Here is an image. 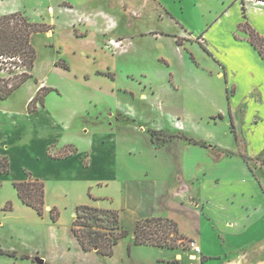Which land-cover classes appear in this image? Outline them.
Masks as SVG:
<instances>
[{"label":"rangeland","instance_id":"1","mask_svg":"<svg viewBox=\"0 0 264 264\" xmlns=\"http://www.w3.org/2000/svg\"><path fill=\"white\" fill-rule=\"evenodd\" d=\"M165 1H176L177 5L179 4L178 0ZM253 1L255 0H246V3ZM23 5L25 15L33 22L47 23L49 13H52L58 23L75 18L78 19L75 21L76 28L80 31L87 29L93 31L90 34V41L94 42L90 44L77 42L65 34L56 36V40H62L60 45L63 54L59 57L64 58L72 67L71 72L66 75L50 71L51 62L59 51L51 44L54 39L49 38L44 32L36 34L34 44L38 52L41 77H44L46 82L54 84L62 93L60 100L52 96L55 101L54 107L67 115L70 107L77 105L75 93L82 94L85 101L93 100L91 111L86 114L89 131L84 132L89 133L90 136L96 131L95 127L101 129L104 126L109 127L111 120L114 122L113 125L117 124L115 110L117 107L130 109L134 114L133 119L136 118L145 125L143 131L128 129L121 136L124 140H128L127 145L128 142L136 144L138 150L143 151L142 158L124 154L126 169L134 171L137 175H142L146 170L143 163H139V159L150 158L152 161L151 158L155 156L153 159L156 162L159 160L156 157L158 155H169L174 159V167H183L182 155L178 151L179 143L165 148L166 155L162 151H154L148 145V141H151L148 140L150 137L156 141L184 139V137H173V134L178 135L180 132L177 128L161 130L164 132L160 134L154 133L160 131L154 129L156 122L159 121V115L167 118V114H170L171 120L179 122L186 128L187 133L183 134L205 143L209 148L206 151L209 157L202 160L192 154L189 159L192 164L191 166L187 164V172L196 170L198 167L195 168V164L203 162L200 169L204 170L203 174L206 175H203L195 186L197 195L210 200L206 202V212L210 210L214 216L209 215L211 218L209 220L207 215L199 216L192 208H180L179 205L171 209V212L195 223L199 221V230L204 233L209 249L214 253L221 252L227 255L225 260H228L229 264H264V240L260 242L264 239L262 216L264 197L260 198L262 194L256 195L254 199L249 196L250 191L256 190L254 187L256 184L259 186L262 184L264 187V122L255 128L250 125L256 114L264 115V103L251 101L246 97L253 81L241 71L242 66L238 68L239 63L244 67L245 63L248 64L243 61L246 59H249L251 61L249 64L254 66L252 59L243 56L247 53L243 50L239 52L220 39L217 36H221L220 31L216 32V36L211 35L207 41L199 36L200 39L190 42L184 34L185 29L171 17L169 18L156 0H24ZM49 5L52 8L48 9ZM137 11L143 15L136 13ZM89 20H92L90 25ZM190 21L195 29L197 23L204 21L205 30L208 29L209 24L205 17L193 15ZM86 23L90 27L85 26ZM148 30L157 32L146 33L145 31ZM142 32L145 35H141ZM111 40L114 41L113 44ZM75 49H77L76 54ZM220 63L227 67L229 84L225 77L219 76V72L222 71ZM206 67H211L212 71ZM93 69L103 71L106 76H93L94 79L85 83L84 78L80 77L81 74L91 73ZM9 76V73L0 70V78ZM185 79H188V82H184ZM232 83L240 86V95L234 96L235 100L239 101V104L242 99L249 101L245 103L247 112L236 119L237 125L240 126L241 123L242 126L238 132L239 140L235 133L237 129L228 113H225L226 117L223 119L216 116L215 120L210 121L213 113L218 108L225 107L228 98L233 97ZM30 90V88L21 90L10 104L22 110ZM118 119L122 120L120 128L127 126L123 117L118 115ZM101 123L104 125H100ZM75 124L82 126V118ZM146 129L149 130L145 133ZM67 138L78 140L77 136L72 134H67L65 139ZM80 140L85 139L80 137ZM87 143L79 142L80 148L88 150L92 147ZM63 145H60V148L65 146ZM221 146L231 148L223 150ZM71 149L73 146L68 147L67 150ZM51 152L60 151L53 149ZM226 154L234 155L225 158L223 162L215 160ZM148 170L154 173L152 166ZM108 183L109 185L101 190L115 198L116 206H124L122 181L112 180ZM175 184L172 183L173 186ZM98 188L97 183L87 181L85 178L49 179V201L57 205L60 211L56 224L53 223L50 213L47 219V237L53 247L66 245L72 237L70 225L74 217L72 212L74 204L81 201V197L88 192L99 191ZM18 199L12 182H0L1 201L13 207ZM195 203L198 205L199 201L193 199V204ZM248 207L250 211H247ZM254 207L258 209L254 211ZM254 213H257L254 219L261 214L259 219L262 221L261 225L250 226L248 232L244 234H234V232L229 234L223 227L226 217L241 223L248 220L247 215ZM127 223L126 219H122V225L126 229H128ZM183 248L187 250L189 246ZM192 255L195 257L196 253L192 252Z\"/></svg>","mask_w":264,"mask_h":264},{"label":"crops","instance_id":"2","mask_svg":"<svg viewBox=\"0 0 264 264\" xmlns=\"http://www.w3.org/2000/svg\"><path fill=\"white\" fill-rule=\"evenodd\" d=\"M23 1L0 0V16L18 11L24 13ZM156 1L159 2L169 18L171 17L173 21L175 20L176 23L185 29V32H183L190 42L200 39L199 36L201 39H206L207 41L211 35L215 34L216 36V32L220 31L221 36L224 35L223 38L217 35L220 39L239 52L245 51L247 54L243 56H247L255 63L254 66H251L249 59L243 60L244 62H248V64L245 63V67L239 63L238 69L242 66L243 70L241 71L245 73L250 81L254 82H252L250 89H248L246 97H249L251 101L264 103V58L248 40V33L239 27L240 23L247 21L253 29L264 37V2L253 1L252 3H247L246 12L244 13L241 0H178V5L176 1ZM49 8H52V6L49 5ZM136 13L141 14L138 11ZM193 15L207 18L208 29L205 30L204 21L197 23L195 29L190 21ZM75 21H78V19L75 20L73 18L58 23L55 16L49 13V19L46 21V24L50 25L51 29L41 31L49 38L54 39L51 44L59 50L50 65V71L57 74L66 75L71 72L72 67L64 58L59 57V55L63 54L60 45L62 40H56V36L60 37L65 34L77 42L82 41L86 44L94 42L90 41L92 29L80 31L76 28ZM91 22L92 20L88 21L89 25ZM88 23L85 26H89ZM145 32L153 33L157 31L148 30ZM37 33L32 35L34 46ZM141 35L145 34L142 32ZM74 53H77V49L74 50ZM220 64L222 71L219 72V76L225 77L229 84L227 67L223 63ZM39 67L37 52L35 66L31 71L32 77L18 89L14 90L7 98L0 97V103H2L0 106V155H7L11 164L9 173L0 174V182L9 181L14 183L15 181L26 180L29 172L44 181L47 191L46 214L43 217L40 216L33 207L21 200L18 192L19 199L15 201L11 209H6L5 201L0 200V264H40L38 258L44 259V264H229L228 260H225L227 255L221 252L214 253L209 249L210 247L206 242L204 233H201L199 230V221L195 223L171 212V209L179 205L180 208H192L197 211L199 216L205 214L207 218H210L213 215L210 210L206 212V202L210 200L197 195L195 186L196 182L203 175H206L205 173L203 174L204 170L200 169L203 162L200 161L195 164V168L198 167L196 170L194 169L195 171L187 172L188 166L192 164L189 159H191L193 153L199 156V160L209 157V153L206 152L209 149L207 145L179 138H174L176 140L156 141L150 137L148 139L151 140L148 141L149 147L154 151H162L165 155L167 153L165 148L174 143H179L178 151L182 155L183 167H174V159L169 155H158L156 157L159 160L156 162L153 159L155 156L151 158L152 161L150 158L139 159V163H143L146 170L142 175H137L134 171L126 169L127 165L124 154L142 158L144 155L143 151L138 150L139 148L136 144L128 142L129 145H127L126 142L128 140H124L121 136L128 129H133L136 132L143 131L145 129L144 122L138 121L136 118L133 119L134 114L130 109L124 110L116 106L117 124L113 125L114 122L111 120L109 127L104 126L102 129L95 127L97 129H95L96 131H94L92 136L89 133L85 134L89 131V120L86 114L91 111L94 101H85L82 94L75 93L77 105L71 106L67 115L58 111L53 105L55 101H53L52 96L60 100L62 93L54 84L46 82L44 77H41L42 73ZM206 69L212 71L211 67H206ZM98 75L106 76L103 71L93 69L91 73H83L80 77L84 78V82L86 83L94 79L93 76L96 77ZM184 82H188V79H185ZM232 86L234 91L233 97L228 98L225 107H220L213 113L210 121L215 120L216 116L223 119L226 117L225 113H228L231 116L233 125L237 129L235 133L237 140H239L238 132L242 126L241 123L240 126L237 125L238 120L236 119H238V116L242 117L247 112L245 103L249 101L242 99L239 104V101L235 100L236 97L234 96L240 95V86L237 83H232ZM43 87H48L52 90L46 94L44 104L38 103L36 109L31 111L29 104ZM28 88L31 90L24 100V108L18 110L17 107L12 106L10 103L19 92L21 93V90H27ZM118 115L123 117L125 124H127V126H123L124 128H120L122 120L118 119ZM167 115V118L159 115V121L156 122L157 124L154 127L155 130L165 131L168 128H177L180 132L187 133L186 128L182 124L171 120L170 114ZM112 117L110 118L112 119ZM81 118L83 125H76L75 122ZM263 122L264 115L259 113L256 114L255 119L252 120L250 125L255 128V126L258 127ZM149 129H146L144 132L146 133ZM67 134L77 136L78 140L65 139ZM80 137L85 140H80ZM81 141L88 142L87 144H90L92 147L88 148V150L80 148L79 142ZM62 144L65 146L63 145L64 147L60 148ZM72 146H75L78 152L70 157L54 158L50 155L53 149L60 151L65 147ZM220 148L227 150L231 147L221 146ZM231 155L233 157L234 154H226L220 158L215 157V160L223 162L225 158ZM85 160H88L87 164H85ZM150 166H152L154 173H150L148 170ZM171 167L172 169H170ZM84 178L87 181L97 183L99 191L94 192L93 190L91 193L88 192L85 196L81 197V201L74 204L72 208L74 217L78 205L88 204L100 208L117 209L121 215V222L122 219H126L128 222L126 227L129 229L131 235L122 239L115 246L113 255H102L96 249L84 250L72 232L73 220L70 225L72 237L66 245L61 247L55 245L53 247L52 242L48 240L47 219H49L50 210L54 206L59 209L57 205H53L49 201V179L72 180ZM112 180L122 181L125 199L124 206H116L115 198L104 190H101L104 186L109 185L108 182ZM240 181H243V179H240ZM173 182L176 183L174 186L172 185ZM260 186L256 184L254 186L256 190L250 191L249 196L251 199H254L256 195L261 196V194L260 198L263 199L264 187L262 184ZM193 199L199 201V204H193ZM257 209V207L253 208L254 211ZM247 211H250V207L247 208ZM257 213L247 215L249 217L248 220L241 223L226 217L223 227L227 229L229 234H233V232L234 234H244L248 232L250 226L261 225L262 221H259L261 214L258 218L254 219ZM158 216L169 217L177 221L180 231L190 239L198 242L201 246V250L203 251L201 255L200 253H196L195 259H192L191 256H193L192 252L194 251L190 249L186 250L183 247L167 248L135 244L133 234L138 220ZM262 216L264 217V214ZM57 222L53 223L56 224ZM263 240L261 239L260 242ZM129 245L131 246L130 249Z\"/></svg>","mask_w":264,"mask_h":264},{"label":"trees","instance_id":"3","mask_svg":"<svg viewBox=\"0 0 264 264\" xmlns=\"http://www.w3.org/2000/svg\"><path fill=\"white\" fill-rule=\"evenodd\" d=\"M255 1L264 2V0ZM241 2L245 13L246 0H241ZM239 27L248 33V40L264 58V37L253 29L247 21L240 23ZM49 29H51L50 25L33 22L25 13L20 11L0 16V70H7L12 74L9 77L0 78L1 98H7L32 77L31 71L37 58V50L32 43V35ZM51 90L48 87L41 88L31 100L29 109L35 110L38 103L43 105L46 94ZM163 132L154 131L155 134ZM175 136L205 145V143L182 132H179L178 135L173 134V137ZM67 149L68 147L54 154L50 152V155L54 158H65L78 152L75 147L71 150ZM87 163L88 160H85V164ZM10 169L9 157L0 155V174L9 173ZM13 184L21 200L33 207L43 217L46 214L45 182L29 172L26 180L15 181ZM11 207V204L6 205V209H11ZM50 216L53 222L58 221L60 211L56 206L51 208ZM71 229L84 250L96 249L98 253L108 256L114 254L115 246L122 239L131 235L130 231L122 225L119 210L88 204L77 206ZM133 235L137 245L167 248L188 246L189 242L193 240L180 231L177 221L163 216L138 220Z\"/></svg>","mask_w":264,"mask_h":264},{"label":"built area","instance_id":"4","mask_svg":"<svg viewBox=\"0 0 264 264\" xmlns=\"http://www.w3.org/2000/svg\"><path fill=\"white\" fill-rule=\"evenodd\" d=\"M115 42L117 43V41H115ZM113 43H114V41L111 40V44H113ZM2 71H5V72L9 73L10 76L12 75L7 70H2ZM188 246H189V249L192 250V251H194L195 253H201V246L195 240L190 241L189 244H188Z\"/></svg>","mask_w":264,"mask_h":264},{"label":"water","instance_id":"5","mask_svg":"<svg viewBox=\"0 0 264 264\" xmlns=\"http://www.w3.org/2000/svg\"><path fill=\"white\" fill-rule=\"evenodd\" d=\"M38 262H39L40 264H44V259H42V258H38Z\"/></svg>","mask_w":264,"mask_h":264},{"label":"bare ground","instance_id":"6","mask_svg":"<svg viewBox=\"0 0 264 264\" xmlns=\"http://www.w3.org/2000/svg\"><path fill=\"white\" fill-rule=\"evenodd\" d=\"M191 258H192V259H195L194 255H193V256H191Z\"/></svg>","mask_w":264,"mask_h":264}]
</instances>
